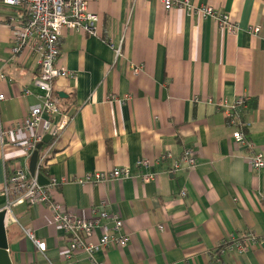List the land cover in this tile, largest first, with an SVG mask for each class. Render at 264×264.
<instances>
[{"label": "crops", "instance_id": "crops-1", "mask_svg": "<svg viewBox=\"0 0 264 264\" xmlns=\"http://www.w3.org/2000/svg\"><path fill=\"white\" fill-rule=\"evenodd\" d=\"M85 1L98 21L94 34L61 32L58 65L74 74L53 82L68 121L46 148L44 166L46 177L60 181L53 199L75 214L90 217L92 208L105 203L107 212L122 218L129 235L126 245L95 251V261L264 264V241L246 253L227 252L218 259L214 254L224 238L249 232L264 237V169L248 167L243 157L249 149L234 142L233 127L219 108L220 102L248 98L235 110L251 122L249 139L264 156V0H189L196 7L229 14L238 24L235 33L198 11L166 10L157 0ZM21 15L17 7L0 0L4 126L20 120L37 102L32 85L36 57L10 53L6 21ZM255 25L260 32L252 35L248 27ZM133 65L141 66L136 75ZM23 89L32 94L22 95ZM127 95L124 102L115 99ZM27 138L19 132L0 144V209L5 204V166L22 158ZM185 147L193 150L197 166L173 169ZM144 158L150 165L135 167ZM125 166L133 172L127 178L99 184L73 180ZM145 173H153V179L144 182L140 175ZM11 212L5 231L12 264L97 263L82 250L65 260L68 241L52 222L48 205L20 203ZM101 223L110 225L106 219ZM27 230L45 243L44 252ZM100 232L97 229L93 242Z\"/></svg>", "mask_w": 264, "mask_h": 264}, {"label": "built area", "instance_id": "built-area-1", "mask_svg": "<svg viewBox=\"0 0 264 264\" xmlns=\"http://www.w3.org/2000/svg\"><path fill=\"white\" fill-rule=\"evenodd\" d=\"M157 1L166 10L181 7L188 11H198L203 16L211 17L217 26L227 31V33H235L238 30V24L230 18L229 14L211 6L196 7L189 0ZM2 2L17 7L22 12L20 18H9L6 21L11 33V56L14 57L25 52L34 55L38 72L32 80V85L37 90L34 93L37 102L29 108L20 120L7 126L0 123L1 145L19 132L28 134V138L22 144V158L14 160L9 166H5L1 189V193L5 197V204L1 210H4L6 216L10 217L12 216L11 208L15 204L48 205L52 222L59 227L68 241L64 250L65 260H70L77 251L82 250L91 262L96 263L97 261L94 259L95 251L107 246L120 248L126 245L129 235L124 230L120 215L107 212L104 208L105 203H101V205L92 208L90 217H82L53 199L52 192L60 184V181L54 177H47L49 182L41 185L37 179L39 167L46 164L47 147L37 158L33 175L29 172L27 161L35 150L36 144L41 141L45 134L51 135V143L49 144L51 145L68 121V116L61 114L59 98L53 91L54 81L59 78L71 77L74 74L72 71L58 65L61 32L63 29L69 31L84 30L94 34L98 16L88 10L85 0H2ZM248 32L257 35L260 32V27L257 25L249 26ZM262 38L264 40V35ZM114 52L115 57H118L120 47H115ZM140 70V65L131 67V72L134 75ZM4 77L5 75L0 72V78L3 79ZM30 94L32 92L29 89H23L22 95ZM128 98L127 95L122 99H115L124 102ZM2 99H4V95L0 94V100ZM247 100V97L240 96L230 104L220 102L219 108H222L227 123L233 127L231 136L234 142L249 149L248 154L243 157L246 164L250 169L259 171L264 169V156L261 151L255 150L253 142L249 139L248 129L251 122L239 117L235 110L236 107L245 105ZM149 165L150 161L145 158L135 162V167ZM196 166L197 157L189 147H185L173 163V169L186 168L192 170ZM132 173L131 168L128 166L115 167L107 171L90 172L82 179L75 178L73 180L78 183L99 184L112 182L119 178H127ZM140 178L144 182L151 181L153 173L141 174ZM185 194L184 190L180 192L182 197ZM105 219L109 221L110 225L105 226L101 223ZM162 227L159 226V228ZM97 229H101L100 236L93 242L92 238L96 236ZM25 232L36 248L44 252L45 243L35 239L30 231ZM263 241L264 237L257 236L252 232L235 238H224L217 245L218 255L233 251L246 253L255 244H260ZM96 264L102 263L97 262Z\"/></svg>", "mask_w": 264, "mask_h": 264}, {"label": "water", "instance_id": "water-1", "mask_svg": "<svg viewBox=\"0 0 264 264\" xmlns=\"http://www.w3.org/2000/svg\"><path fill=\"white\" fill-rule=\"evenodd\" d=\"M50 139H51V135L45 134L41 139V141H39L36 144L35 150L30 155L28 160V169L30 174L33 175L35 173V167H36L39 150L44 144L48 143ZM37 179L39 184L41 185H45L49 182L47 177L40 172L37 174ZM8 220H10V218L8 217L6 218V212L0 209V264H12L8 252V243H7L6 231H5V224H6L5 222Z\"/></svg>", "mask_w": 264, "mask_h": 264}, {"label": "trees", "instance_id": "trees-1", "mask_svg": "<svg viewBox=\"0 0 264 264\" xmlns=\"http://www.w3.org/2000/svg\"><path fill=\"white\" fill-rule=\"evenodd\" d=\"M51 143V141H49L48 143H46V144H44L42 147H41V149H40V151H39V155H38V158L40 157V155L42 154V151L46 148V147H48V145ZM45 160H47V157H45ZM39 172L40 173H42L43 175H45L46 176V172H45V166L44 165H41L40 167H39ZM215 257H216V259H218V248L216 247V250H215Z\"/></svg>", "mask_w": 264, "mask_h": 264}]
</instances>
